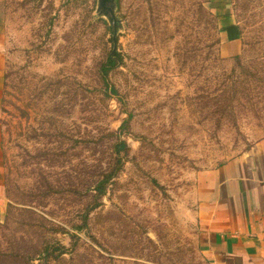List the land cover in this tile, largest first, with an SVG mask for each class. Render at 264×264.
Listing matches in <instances>:
<instances>
[{
    "label": "rangeland",
    "instance_id": "374dc122",
    "mask_svg": "<svg viewBox=\"0 0 264 264\" xmlns=\"http://www.w3.org/2000/svg\"><path fill=\"white\" fill-rule=\"evenodd\" d=\"M115 2L121 26L107 80L119 96L110 98L99 68L113 31L97 0L0 4V264H14L13 236L22 264L45 239L70 249L71 227L112 165L109 135L128 115L123 168L90 212V231L57 264H208L197 245L196 176L264 139V0ZM224 14L232 36L240 32L238 52L222 39Z\"/></svg>",
    "mask_w": 264,
    "mask_h": 264
},
{
    "label": "crops",
    "instance_id": "0c3cea01",
    "mask_svg": "<svg viewBox=\"0 0 264 264\" xmlns=\"http://www.w3.org/2000/svg\"><path fill=\"white\" fill-rule=\"evenodd\" d=\"M221 35L228 42L226 34ZM228 43L238 52L239 39ZM5 69L0 34V106ZM196 186L197 245L208 264H264V139L244 156L198 173ZM6 202L0 180V220Z\"/></svg>",
    "mask_w": 264,
    "mask_h": 264
},
{
    "label": "trees",
    "instance_id": "16d2710c",
    "mask_svg": "<svg viewBox=\"0 0 264 264\" xmlns=\"http://www.w3.org/2000/svg\"><path fill=\"white\" fill-rule=\"evenodd\" d=\"M117 7H118V3H116V8ZM226 19H227V16L225 14L222 17H218V19L216 18V20L219 21V28L221 32L227 35L228 41L238 40V37L240 36V32H239L238 37L232 36V33L235 32V27L234 25H231V23H229L228 25ZM220 21L226 22L224 26H221ZM110 28L112 29V27ZM112 55L110 54L109 56H107L105 59V62L99 68V78L101 79L102 87L104 88V93L108 98L119 96L118 91L115 89L113 85H110L107 80L108 72L111 69H113L114 66L116 65L115 60L113 59ZM235 58L236 60H238V57H235ZM220 61H224V60L220 58ZM218 112L222 113V112H225V110L223 111L218 110ZM131 118H132L131 115H128L127 118L122 122L118 131L116 133H111L109 135L111 138L114 139V141L112 142V155H111L112 165L104 173L102 172L101 178L94 183L95 185L93 189V192H94L93 204L85 208L84 213H82V215L78 217L80 224L72 225L71 228L75 233L69 234V241H70L69 248L70 249H66L64 246L59 245L58 243L54 245L53 243L46 242V239H45L40 244L38 251H36L35 255L27 257L28 261L25 260V264H57L61 262V259L63 258V256L69 253L71 254L74 252L75 248L77 249L78 242H81L77 234H82L84 230H87L88 232L90 231L89 229L90 225H89V219H88L90 212L98 208V205L100 203H97V202H99V200H101L105 196L107 192V188L111 184L114 183L113 180L117 178V176L119 175V172L123 168L124 160L128 155L129 149H128L127 143L121 139V136H122L123 130L127 128ZM7 221H8V214L5 210L2 220H0V226H2V223H5ZM30 221L31 223L28 226V228L29 229L31 228V230H33L34 227L37 225L36 223L39 224V222L35 221L33 218H30ZM23 226H24L23 224H20V227H23ZM2 227H5V225H3ZM5 228H7V226ZM57 231L64 232V229H62V227H59L57 225V229L55 230V232ZM37 233L38 232L35 231V234ZM13 241L15 243L16 241L15 236H13ZM90 241L92 243L98 244L97 240L93 236L91 237ZM14 243L11 245L13 251L9 254V257L12 259L14 264H22L23 263L22 259L24 260L25 254L21 252L22 248L18 247L17 245L15 246ZM17 252L21 254L20 257H18ZM29 253H32V252H29ZM6 255H7V250L3 251L0 248V257L4 258Z\"/></svg>",
    "mask_w": 264,
    "mask_h": 264
},
{
    "label": "water",
    "instance_id": "95a60500",
    "mask_svg": "<svg viewBox=\"0 0 264 264\" xmlns=\"http://www.w3.org/2000/svg\"><path fill=\"white\" fill-rule=\"evenodd\" d=\"M116 2L115 0H97L96 14L98 17L107 21L110 27H112V51L111 55L115 52L116 41L115 36L117 29L120 28L121 23L115 17Z\"/></svg>",
    "mask_w": 264,
    "mask_h": 264
}]
</instances>
